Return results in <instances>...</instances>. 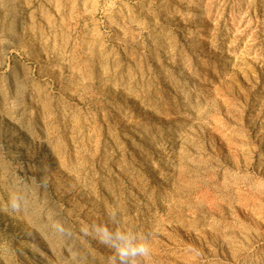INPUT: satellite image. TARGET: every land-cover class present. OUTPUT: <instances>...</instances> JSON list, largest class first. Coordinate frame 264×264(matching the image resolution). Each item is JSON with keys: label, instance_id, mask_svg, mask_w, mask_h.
<instances>
[{"label": "rangeland", "instance_id": "rangeland-1", "mask_svg": "<svg viewBox=\"0 0 264 264\" xmlns=\"http://www.w3.org/2000/svg\"><path fill=\"white\" fill-rule=\"evenodd\" d=\"M93 223L264 264V0H0V264H109Z\"/></svg>", "mask_w": 264, "mask_h": 264}, {"label": "clouds", "instance_id": "clouds-1", "mask_svg": "<svg viewBox=\"0 0 264 264\" xmlns=\"http://www.w3.org/2000/svg\"><path fill=\"white\" fill-rule=\"evenodd\" d=\"M12 206L15 207V203ZM109 216L112 223H118L116 212L109 213ZM53 227L57 232L64 231L58 223ZM81 232L85 235L91 233L102 244L112 249L113 254L108 258L109 264H138L141 258L151 255L148 240L132 230L112 228L105 223H93L82 226Z\"/></svg>", "mask_w": 264, "mask_h": 264}]
</instances>
